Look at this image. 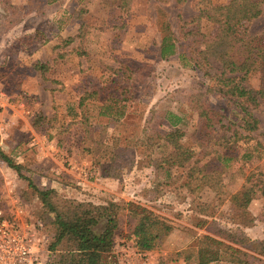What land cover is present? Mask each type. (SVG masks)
Returning a JSON list of instances; mask_svg holds the SVG:
<instances>
[{"label":"rangeland","instance_id":"rangeland-1","mask_svg":"<svg viewBox=\"0 0 264 264\" xmlns=\"http://www.w3.org/2000/svg\"><path fill=\"white\" fill-rule=\"evenodd\" d=\"M198 1L177 6L170 0L158 7V0H133L124 12L119 0H0V148L22 166L21 177L0 159V208L23 231L34 230L35 264L52 258L54 215L25 178L41 189L55 190L59 203L135 202L173 226L160 247L139 251L134 240L125 238L136 220L123 212L115 237L117 264H197L188 256L196 254L204 236L243 250L254 264H264V197L249 205V219H257L251 225L232 199L251 173L256 174L254 180L258 174L264 180V105L254 109L259 130L248 139L227 142L224 135L244 133L240 112L223 97L207 94L205 102L223 119L210 134L201 133L202 121L190 96L213 84L204 71L214 75L220 64L209 59L211 66L200 70L161 57L162 40L173 33L179 52L200 61L190 32L197 29ZM198 29L215 32L206 20ZM247 29L264 41V10ZM262 77L257 70L248 84L259 89ZM94 92L97 99L80 107L81 98ZM123 96L129 98L126 103ZM112 99L125 105L119 122L101 114ZM83 112L92 131L90 144L102 143L96 154L83 151ZM169 113L184 119L179 126L186 133L182 142L196 155L185 168L157 170L156 160L171 148L165 141L151 146L147 140L151 134L173 131ZM192 169L196 177L190 180ZM204 174L212 176L210 183L201 179ZM217 180L223 192L211 187ZM238 232L249 238L248 247L224 238ZM212 264L231 263L224 255Z\"/></svg>","mask_w":264,"mask_h":264},{"label":"trees","instance_id":"trees-1","mask_svg":"<svg viewBox=\"0 0 264 264\" xmlns=\"http://www.w3.org/2000/svg\"><path fill=\"white\" fill-rule=\"evenodd\" d=\"M84 2L85 0H81ZM133 0H119V8L128 12ZM160 6L170 0H158ZM177 6H182L187 0H173ZM89 2V1H88ZM198 15L194 22L197 29L190 31L195 38L196 52L201 56L200 61L187 58L186 54L179 52L175 34L166 35L161 43V57L164 60L178 59L184 67L190 66L196 69H205L211 66L209 59L220 64V70L214 75L208 70L204 71L205 78L210 84L204 93H196L190 96V103L196 109L199 119L202 121L201 133L210 134L216 125L223 119L221 113L212 109L204 100L207 94L219 95L230 104L237 107L243 124L240 126L244 133L234 130L232 136L224 135L227 142L237 143L242 139H248L252 133L259 130V120L254 115V109L264 105V41L260 36L248 32L247 26L263 14L264 0H229L224 4H215L212 0L198 1ZM17 9L16 7H9ZM206 20L213 24V35L203 34L198 29L201 22ZM200 46L204 47L200 50ZM190 61V62H188ZM39 69H47L38 66ZM261 71L263 83L259 89L248 84V78L255 72ZM125 71H131L125 66ZM125 93H128L125 88ZM97 93L86 94L80 100V107L88 99H97ZM121 98L126 103L128 97ZM115 100V99H112ZM119 99L105 104L101 114L110 117L113 122H119L125 116V105L119 106ZM84 114V112H83ZM166 117L173 127L171 133L151 134L148 143L151 146H160L165 141L171 148V152L161 160H156V169L161 167L185 168L195 157L192 148L186 146L182 139L186 133L179 126L184 124V119L173 113ZM81 124L84 127L83 151L87 154H96L101 141L93 142L92 131L88 125V118L84 114ZM262 147L261 144H257ZM251 153V152H250ZM246 154L251 157V154ZM0 159L22 177V166L17 164L0 148ZM247 176L240 193L234 195V204L248 217V208L253 200L264 197V180L262 174L254 180ZM194 169L189 174V179L195 178ZM212 176L204 174L201 179L210 183ZM29 186L35 191L47 211L54 215L52 225L54 237L49 251L52 258L47 264H117L115 255V237L120 228V216L123 212L136 220L131 234L125 236L128 240H134L135 247L139 251H153L161 246L165 239L172 233L173 226L164 218L158 216L145 206L128 202L120 204L109 201L106 204L93 202H81L77 200L56 201V191L53 189H41L29 179ZM216 186L211 187L221 191L224 185L220 180L214 181ZM210 185V184H208ZM223 192V190H222ZM264 220V207L261 212ZM249 219V217H248ZM257 219L250 218L247 223L253 224ZM234 245L248 247L249 238L243 232L227 234L224 237ZM229 257L231 264H254L250 261V255L243 250L228 245L211 236L200 239L196 254H190L188 259L194 257L197 264H212L220 261L224 256ZM187 259V260H188Z\"/></svg>","mask_w":264,"mask_h":264},{"label":"built area","instance_id":"built-area-1","mask_svg":"<svg viewBox=\"0 0 264 264\" xmlns=\"http://www.w3.org/2000/svg\"><path fill=\"white\" fill-rule=\"evenodd\" d=\"M31 231H23L0 208V264H35L36 234Z\"/></svg>","mask_w":264,"mask_h":264}]
</instances>
